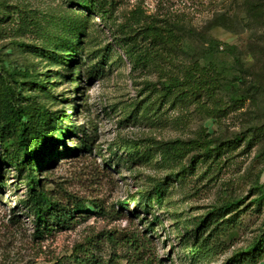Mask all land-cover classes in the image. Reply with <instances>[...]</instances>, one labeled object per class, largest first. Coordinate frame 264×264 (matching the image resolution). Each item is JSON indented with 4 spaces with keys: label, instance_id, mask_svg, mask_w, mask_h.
I'll return each instance as SVG.
<instances>
[{
    "label": "rangeland",
    "instance_id": "obj_1",
    "mask_svg": "<svg viewBox=\"0 0 264 264\" xmlns=\"http://www.w3.org/2000/svg\"><path fill=\"white\" fill-rule=\"evenodd\" d=\"M77 1L0 0V101L7 80L35 107L33 124L60 154L42 169L46 188L90 211L38 238L15 206L26 173L0 143V264H71L90 241L98 264H142L132 237H146L155 264L246 252L264 232V202L254 203L264 190V0H94L104 18ZM85 137L87 150L67 154ZM164 182L158 204L148 196ZM233 201L204 232L227 222L211 236L215 253L193 255L200 218Z\"/></svg>",
    "mask_w": 264,
    "mask_h": 264
},
{
    "label": "trees",
    "instance_id": "obj_2",
    "mask_svg": "<svg viewBox=\"0 0 264 264\" xmlns=\"http://www.w3.org/2000/svg\"><path fill=\"white\" fill-rule=\"evenodd\" d=\"M93 2L94 0H79L77 1V4L88 8L90 11L92 10L93 14L98 17L104 18L105 15L102 12L94 9ZM20 46L25 47L26 45L20 43ZM3 66V63L1 62L0 68H4ZM94 73L95 71L93 69L88 74L93 77ZM11 75L29 77L28 73L21 74L20 71H13ZM18 83L21 84V82ZM3 84L5 85L2 90L4 99L0 101V143L4 144L8 141L11 142L8 147H5L6 161L11 167L16 169L19 176H23V174L26 173L23 179L25 182V193L22 194V198L16 202L15 206L18 205V209L21 208V210H24V212L32 218L35 231L39 237L38 235L34 236L36 238H41L44 233H50L55 230V228L67 229L71 227L74 223L78 222L76 217L80 219L84 217L82 214H88L90 211L85 201L68 198L67 201L63 203L59 198L53 195L51 189L46 188L47 178L42 177V169L57 162V157H59L60 154L56 153L53 146L58 141H55L54 136L42 138L41 132H38L36 126L32 122V118L36 116L35 107L19 104L18 99L21 98L22 94L16 93L18 87L12 88L7 80H5ZM77 92H79V88L77 89ZM79 131H81V127H77L74 123H71L67 133L68 135H77ZM59 142L62 146H66V140L64 138L60 139ZM79 144V146L69 149L70 152L67 154L75 155L89 148L86 137L85 139H80ZM176 144L178 145V143ZM179 144L183 146L185 143L180 142ZM195 144L205 145L198 140L195 141ZM178 148L181 150L180 147ZM3 172L4 171L0 166V189L4 187ZM166 184L167 183L164 182L161 185H156L148 197H152V199L158 204H161ZM263 202L264 190L260 193L254 203L258 207H261ZM90 205L95 213L100 214L99 211L102 209H100L98 205L92 203ZM239 205V202H228L221 207L214 208L213 211L208 213V215L200 218L195 232L193 255L202 259H207L215 253L213 249L214 245H211V236L217 229L221 228V226L227 222L223 220L220 223H217L207 236L204 235V232L210 230L213 223H215L220 217H223L233 209H236ZM123 208L124 206L121 207V209ZM144 208L145 212H148L149 206L147 204H145ZM14 216H16V213ZM152 224L153 223H151V225ZM221 229L224 230V227ZM91 242L92 241L75 247L69 263L98 264V261L95 260V251L97 250L98 244ZM127 242L129 243L128 246L136 252V255H139V253L142 254V260H144L142 264H155L152 263L151 258L147 255V252H149V245L147 244L146 237H132L131 240ZM263 246L264 232L259 237L258 241L252 244L246 252L235 255L233 258L228 259L224 264H258L256 261L259 257V255L257 257V254H259L258 249ZM216 248L217 245H215V249ZM59 264H63V262H60Z\"/></svg>",
    "mask_w": 264,
    "mask_h": 264
}]
</instances>
